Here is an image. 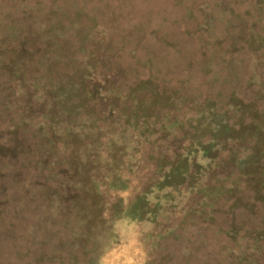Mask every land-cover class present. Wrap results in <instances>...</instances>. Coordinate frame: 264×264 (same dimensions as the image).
<instances>
[{"label":"trees","instance_id":"16d2710c","mask_svg":"<svg viewBox=\"0 0 264 264\" xmlns=\"http://www.w3.org/2000/svg\"><path fill=\"white\" fill-rule=\"evenodd\" d=\"M28 1L0 0V31L19 16L41 38L35 48L0 49V79L5 82L0 105L11 108L0 109V264H84L86 255L88 263L98 264L113 241L117 221L141 223L154 215L158 205L153 202L165 190L183 187L193 165L201 170L214 166L235 129L224 104L215 100L182 123L176 108L180 93L159 90L156 74L135 87L102 74L93 50L98 43L96 8L89 10L78 0L63 5L53 0L48 11L38 4L33 15ZM214 4L202 7L208 30L217 15L230 14L222 0ZM141 64H136L138 70L157 71L152 58ZM17 87L25 97L21 112L11 99ZM258 128L255 136L260 138L264 131ZM180 134L192 136L191 145L183 142L180 155L171 141L162 149L155 145L158 139L179 142ZM147 146L154 159L150 155V166L139 169ZM234 161L251 172V179L258 168L264 169V160L249 151ZM255 194L262 199L260 190ZM224 220L217 223L224 225ZM22 221L31 223L26 246L16 227ZM95 221L110 224L103 244L91 242L81 230ZM226 227L217 243L228 248V255L252 249V264L264 263V239L250 237L246 246L241 245L244 239L235 244L236 229ZM207 229L201 233L203 247L216 237ZM40 233L43 238L36 241Z\"/></svg>","mask_w":264,"mask_h":264},{"label":"rangeland","instance_id":"374dc122","mask_svg":"<svg viewBox=\"0 0 264 264\" xmlns=\"http://www.w3.org/2000/svg\"><path fill=\"white\" fill-rule=\"evenodd\" d=\"M78 1L87 4L89 10L97 9L98 43L93 50L102 74L118 78L128 87L148 81L156 74L159 90L180 93L176 96V108L182 123L202 110L208 101L215 100L224 104L235 129L234 138L224 141L214 166L201 170L193 165V173L183 187L165 190L160 194L162 199L153 202L158 205L154 215L141 223L129 219L117 221L113 225V241L99 255L98 264H233L230 259L252 264L255 259L249 258L252 249L228 255V248L222 249L217 237H224L226 225H231L236 229L232 234L235 244L244 239L241 245L246 246L250 237L264 239V169L258 168L256 178L251 179V172L246 167L239 168L234 161L246 151L264 160V136H255L258 127L264 131V2L222 0L230 14L217 15L208 30L202 7L206 4L214 7L215 0ZM53 3V0H29L27 10L34 15L38 4L48 11ZM58 3L72 4L74 0ZM33 29L23 17L8 22L0 31V49L40 46L41 38L35 36ZM69 52L66 49L64 53ZM151 58L157 71L142 66L138 70V62L143 64ZM3 83L1 78L0 85ZM19 90L17 87L18 92L11 99L21 112L25 97H20ZM6 108L11 109L0 105V109ZM183 135H179L183 137L179 142L174 138L158 139L155 145L162 149L171 141L175 155H180L184 152L183 142L189 146L192 140L191 135ZM149 147L143 152L139 169L150 166ZM192 159L193 164L197 163L196 156ZM258 190L262 199L255 194ZM223 219L224 225L217 223ZM105 222H89L81 230L91 242L103 244L110 226ZM30 225L22 221L16 226L25 246ZM207 227V233L216 237L203 247L201 233ZM42 235H36L35 240H41ZM88 259L87 255L82 259L84 264H90ZM260 262L257 264H264Z\"/></svg>","mask_w":264,"mask_h":264}]
</instances>
